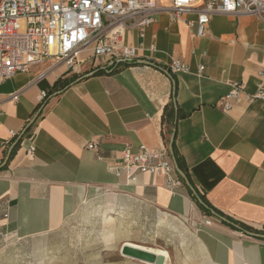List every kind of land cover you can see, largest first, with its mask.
<instances>
[{
  "label": "crops",
  "instance_id": "0c3cea01",
  "mask_svg": "<svg viewBox=\"0 0 264 264\" xmlns=\"http://www.w3.org/2000/svg\"><path fill=\"white\" fill-rule=\"evenodd\" d=\"M197 19L160 10L143 37L127 32V45H142L133 65L86 55L73 70L49 62L0 84V246L56 232L95 200L128 227L125 243L166 252L165 264H264V103L217 107L232 83L264 85V19L215 14L202 37L188 25ZM172 59L189 72H169ZM173 136L198 198L218 213H205L176 168L172 187L115 169L126 148L168 150Z\"/></svg>",
  "mask_w": 264,
  "mask_h": 264
},
{
  "label": "built area",
  "instance_id": "2783aa9c",
  "mask_svg": "<svg viewBox=\"0 0 264 264\" xmlns=\"http://www.w3.org/2000/svg\"><path fill=\"white\" fill-rule=\"evenodd\" d=\"M168 12L173 21L185 13L196 12L195 36L202 37L211 18L219 13H240L264 19V0H206L195 6L194 0H171L168 7L158 0H0V84L17 73L29 72L34 66L56 62L73 70L84 56L108 58L114 62H133L139 58L142 45L126 44V33L150 27L158 11ZM203 67H200V71ZM168 71L189 72L180 60L172 59ZM41 73L38 79L45 77ZM47 94L42 92L39 101ZM14 100L18 94H14ZM246 101L264 103V85L248 93L241 83H232L230 92L221 97L217 107L223 111ZM15 136V132H11ZM95 150L96 144H89ZM31 147L29 153H34ZM116 170L126 172L131 182L140 174L165 175L172 187L174 160L166 148L137 152L126 148ZM8 217V214H4ZM207 226L212 220L205 221Z\"/></svg>",
  "mask_w": 264,
  "mask_h": 264
},
{
  "label": "rangeland",
  "instance_id": "374dc122",
  "mask_svg": "<svg viewBox=\"0 0 264 264\" xmlns=\"http://www.w3.org/2000/svg\"><path fill=\"white\" fill-rule=\"evenodd\" d=\"M130 238L125 224L109 215L100 202L91 200L56 232L4 242L0 264H146L121 255L122 243Z\"/></svg>",
  "mask_w": 264,
  "mask_h": 264
},
{
  "label": "water",
  "instance_id": "95a60500",
  "mask_svg": "<svg viewBox=\"0 0 264 264\" xmlns=\"http://www.w3.org/2000/svg\"><path fill=\"white\" fill-rule=\"evenodd\" d=\"M141 63H145V62L141 61ZM173 141H174V136L172 137V140L170 142L168 150H169V154L171 155V157L174 160L175 168H176L177 172L179 173V175L185 180L187 186L190 188V190L193 192V194L197 197L199 204L201 206H204L203 201L200 198H198L197 193H196L195 189L191 186L189 180L187 179V176L179 168V166L177 164V161L174 157ZM9 157H10V154L7 156L4 164L7 163V161L9 160ZM120 253L124 257L131 258V259H134V260L146 263V264H165V262H166V256H164L162 254H157L156 252L151 251L147 247L134 246L133 244H129V243H124L121 246Z\"/></svg>",
  "mask_w": 264,
  "mask_h": 264
},
{
  "label": "trees",
  "instance_id": "16d2710c",
  "mask_svg": "<svg viewBox=\"0 0 264 264\" xmlns=\"http://www.w3.org/2000/svg\"><path fill=\"white\" fill-rule=\"evenodd\" d=\"M134 63H135L134 61H133V62H114V63L112 64V66L110 67V69H113V70H114V69H116L117 67H119V66H121V65H133ZM107 70H108V69H106V71H107ZM104 73H106L105 70L98 69V71H97L94 75H99V74H104ZM178 116H179V118L182 117V114H181L180 111H179ZM174 117H175V110H174L173 105H172V103H171V104H168V105L165 107L164 114H163V119H164V121H167L168 118H169L170 120L172 119V122H173ZM173 148H174V157H175V159H176V161H177V164H178L179 168L185 173V172H186V168H185L183 162L181 161V158L179 157V155H178V153H177V151H176V149H175V143H173ZM201 200H202L203 203H204L203 208H204V210H205V213H207L208 215H211V213L214 212V211L218 213V211L215 210V209L211 206V204L206 200L205 197H202V196H201ZM219 215L222 216L221 213H219ZM241 227H242L243 229H245V230H249V231H250V228L247 227L246 225L241 224ZM263 234H264V231H263Z\"/></svg>",
  "mask_w": 264,
  "mask_h": 264
},
{
  "label": "bare ground",
  "instance_id": "6f19581e",
  "mask_svg": "<svg viewBox=\"0 0 264 264\" xmlns=\"http://www.w3.org/2000/svg\"><path fill=\"white\" fill-rule=\"evenodd\" d=\"M134 245V244H133ZM134 246H138V245H134ZM151 251H154L156 252L157 254H162L164 256H166V258L168 259V254L164 251H160V250H155V249H152V248H149Z\"/></svg>",
  "mask_w": 264,
  "mask_h": 264
}]
</instances>
